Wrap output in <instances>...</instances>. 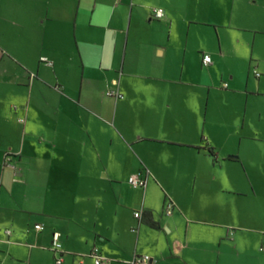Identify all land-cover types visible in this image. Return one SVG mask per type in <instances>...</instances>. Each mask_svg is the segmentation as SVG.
Segmentation results:
<instances>
[{"label":"crops","instance_id":"1","mask_svg":"<svg viewBox=\"0 0 264 264\" xmlns=\"http://www.w3.org/2000/svg\"><path fill=\"white\" fill-rule=\"evenodd\" d=\"M260 3L0 0V264H264L225 200L184 199L258 184L241 153L264 144V19L241 13Z\"/></svg>","mask_w":264,"mask_h":264},{"label":"rangeland","instance_id":"2","mask_svg":"<svg viewBox=\"0 0 264 264\" xmlns=\"http://www.w3.org/2000/svg\"><path fill=\"white\" fill-rule=\"evenodd\" d=\"M258 1H261V7H252L250 14L243 12L241 15L248 17L252 14L259 19V22L264 19V3L262 0ZM194 38L197 43H201L203 40L200 33H197ZM1 146L0 144V148ZM258 149L261 153H241L245 160L254 161L260 169L259 180L255 189L252 188L250 183L246 182V174H243L245 175L243 183L236 184L235 182V184H232L231 176L234 178L235 174L228 173L225 177L228 179L229 184L223 187L224 189L215 190L213 185L214 187L207 190L199 188L198 186L200 185L198 184L195 190L187 189V192L184 193V199L194 200L197 203L206 200L214 204L217 199L225 200L223 202L226 205L224 213L227 218L233 217L228 222L239 228L238 236L242 237L244 251L250 253L252 261H257L258 253L260 254L261 251H264V144L260 145ZM237 176L239 177L240 175L238 174ZM210 178L212 179V177ZM210 208L211 206H206L207 210H210Z\"/></svg>","mask_w":264,"mask_h":264},{"label":"built area","instance_id":"3","mask_svg":"<svg viewBox=\"0 0 264 264\" xmlns=\"http://www.w3.org/2000/svg\"><path fill=\"white\" fill-rule=\"evenodd\" d=\"M153 15L156 19L160 20L164 17L165 13L162 9H154L153 10ZM41 62H43L44 64H46L47 66H52L53 63L51 61H49L47 58H41ZM212 59L209 55H205L203 57V63L204 65H209L211 64ZM116 86H118V83H115ZM224 87H227V84L224 85ZM107 96L109 97H113L117 100L119 99H123V95L121 94V92L119 91V88H115V89H110L107 91ZM16 109V107H15ZM23 121V120H21ZM5 164L9 165V166H13V164L11 163V159L9 157L6 158L5 160ZM129 184L132 185L135 188H142L145 189L147 187L148 184V174H139V175H135L129 178ZM174 211V203H172L171 201L167 204L166 206V214L167 215H172ZM142 211L141 212H136L135 213V217L137 219H141L142 217ZM35 229L38 231H42L44 228L42 225H36ZM10 232L8 231V234ZM53 250L56 252H61L62 251V244L60 242V234L59 233H55L54 237H53ZM91 257L94 258L95 260V264H105L107 259L101 254L100 250L98 248H94L93 251L90 254ZM57 262L59 264H61L63 262V259L60 258L59 260H57ZM133 264H152L153 263V259L150 256L144 255V256H136L132 262Z\"/></svg>","mask_w":264,"mask_h":264},{"label":"trees","instance_id":"4","mask_svg":"<svg viewBox=\"0 0 264 264\" xmlns=\"http://www.w3.org/2000/svg\"><path fill=\"white\" fill-rule=\"evenodd\" d=\"M214 155V153H211ZM144 221L153 229H159V224L153 219L151 212L147 211L144 213Z\"/></svg>","mask_w":264,"mask_h":264}]
</instances>
